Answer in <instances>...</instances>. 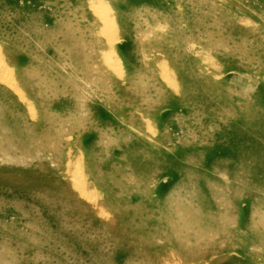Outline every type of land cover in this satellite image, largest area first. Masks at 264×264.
Returning <instances> with one entry per match:
<instances>
[{
  "label": "rangeland",
  "instance_id": "obj_1",
  "mask_svg": "<svg viewBox=\"0 0 264 264\" xmlns=\"http://www.w3.org/2000/svg\"><path fill=\"white\" fill-rule=\"evenodd\" d=\"M0 264H264V0H0Z\"/></svg>",
  "mask_w": 264,
  "mask_h": 264
},
{
  "label": "bare ground",
  "instance_id": "obj_2",
  "mask_svg": "<svg viewBox=\"0 0 264 264\" xmlns=\"http://www.w3.org/2000/svg\"><path fill=\"white\" fill-rule=\"evenodd\" d=\"M100 8V7H99ZM110 13V12H109ZM105 30V29H104ZM107 32V31H106ZM109 34V33H108ZM106 35H107V33H106ZM174 78V77H173ZM68 163V162H67Z\"/></svg>",
  "mask_w": 264,
  "mask_h": 264
}]
</instances>
